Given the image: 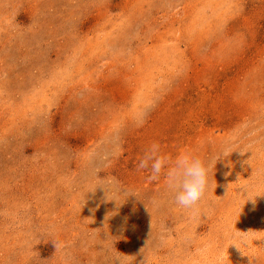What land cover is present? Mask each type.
Masks as SVG:
<instances>
[{
    "label": "rangeland",
    "instance_id": "374dc122",
    "mask_svg": "<svg viewBox=\"0 0 264 264\" xmlns=\"http://www.w3.org/2000/svg\"><path fill=\"white\" fill-rule=\"evenodd\" d=\"M0 264H264V0H0Z\"/></svg>",
    "mask_w": 264,
    "mask_h": 264
},
{
    "label": "clouds",
    "instance_id": "9594fccd",
    "mask_svg": "<svg viewBox=\"0 0 264 264\" xmlns=\"http://www.w3.org/2000/svg\"><path fill=\"white\" fill-rule=\"evenodd\" d=\"M231 153L228 148H224L218 157L207 162L190 153H181L173 159L161 154L158 143H152L144 151L136 169L137 171L148 170L151 173L149 179L153 181L158 180L163 174L173 202L179 207L191 210L205 197L209 185V170L215 167L221 158L227 157ZM245 198H247V194H245ZM248 201L255 203V200L252 199H248ZM112 215L115 213L108 214L105 221ZM57 247L55 244V248Z\"/></svg>",
    "mask_w": 264,
    "mask_h": 264
}]
</instances>
